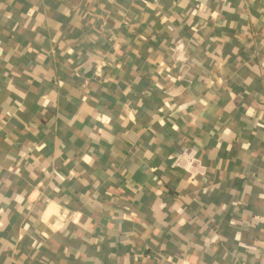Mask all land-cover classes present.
Returning <instances> with one entry per match:
<instances>
[{"label": "crops", "instance_id": "crops-1", "mask_svg": "<svg viewBox=\"0 0 264 264\" xmlns=\"http://www.w3.org/2000/svg\"><path fill=\"white\" fill-rule=\"evenodd\" d=\"M0 264H264V0H0Z\"/></svg>", "mask_w": 264, "mask_h": 264}]
</instances>
